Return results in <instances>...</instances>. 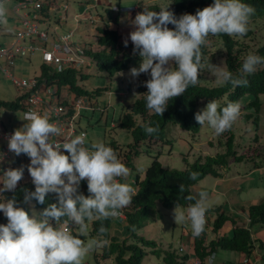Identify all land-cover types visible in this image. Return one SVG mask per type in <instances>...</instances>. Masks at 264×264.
<instances>
[{
  "label": "trees",
  "instance_id": "obj_1",
  "mask_svg": "<svg viewBox=\"0 0 264 264\" xmlns=\"http://www.w3.org/2000/svg\"><path fill=\"white\" fill-rule=\"evenodd\" d=\"M141 18L160 20L168 28L166 39L172 59L171 73L181 81V88L173 92L167 71L152 66L142 68L141 56L150 52L149 47L122 44L116 31L105 26L96 27L95 46L87 50L86 55L97 68L109 77L130 68L138 73L139 97L122 106L118 118V127L127 130L132 141L125 149L112 142V156L131 164L130 157L142 144L170 146L171 141L166 138L168 125L196 134L210 120L218 123V132L225 138V151L214 156H198L192 163L183 159V170L164 167L158 161V152L144 169L143 178L136 176L135 192L120 200L113 199L124 211L129 232L122 240L111 235L113 217L104 210L100 198L106 189L93 191L89 181L80 178L71 191L58 190L52 185L47 170L30 165L28 182L3 189V202L11 210L0 214V246L20 238L23 225L29 221L30 206L34 205L59 222H67L73 214L82 222L90 221L89 236L101 243L100 253L94 252L98 264L110 258L113 264H142L148 252L161 258L162 264H185L187 254L158 249L154 240L136 232L154 215L157 205L166 209L182 206L197 211L192 186L206 175L220 176L219 169L225 168L229 159L241 162L259 155L258 152L239 155L234 149L232 130L236 115L248 120L250 115L243 112L252 105L259 113V96L264 95V45L256 50L255 56L244 57L240 39L236 37L249 38L253 32L249 22L264 20V0H170L168 6L149 5ZM214 39L219 40L225 50V73L220 85L208 86L201 83L200 71L213 58L209 43ZM40 69L46 71L45 67ZM76 76L77 72L70 69L53 77L59 85L67 84L76 95L89 96L77 85ZM99 92L97 89L93 94ZM246 96L254 99L242 104ZM201 103L208 109L200 108ZM0 107L18 109L16 101L0 100ZM261 156L264 157V153ZM248 220L249 226L234 228L231 237L218 236L208 242L206 232L197 231L193 236L192 254L201 262L216 250L249 254L253 249L250 227H264V201L248 208ZM227 222L231 219L217 214L212 231L217 233Z\"/></svg>",
  "mask_w": 264,
  "mask_h": 264
},
{
  "label": "rangeland",
  "instance_id": "obj_2",
  "mask_svg": "<svg viewBox=\"0 0 264 264\" xmlns=\"http://www.w3.org/2000/svg\"><path fill=\"white\" fill-rule=\"evenodd\" d=\"M5 1V2H4ZM147 0H111L105 2L102 7L96 8L94 0H54L55 5L52 6V11H48L47 19L49 20L50 26L53 24V14L57 11V17L64 13L63 4H66L67 16L66 26L60 27L57 31L59 35L67 34L69 31L73 32L72 40L82 44H95L94 30L97 26H100L101 21L95 19L98 14L103 16L106 21L109 17L111 21H115L116 12L115 7H118L120 12L119 18L124 16L126 12L124 9L132 8V5L146 2ZM168 2L169 0H161ZM79 3L92 4L89 8V14L79 19V24L74 22V16L79 15L82 11L79 7ZM16 4V0H0V25L2 26L3 19H7L5 28L9 29L16 25V17L13 14L12 8ZM161 5V4H160ZM114 8V9H113ZM125 13V14H124ZM95 19V20H94ZM122 19V18H121ZM157 23L155 27V38L149 43V48L154 49L147 55L141 56V66L144 67H158L163 71H167L169 74V80L172 84L173 92H176L181 88V81L173 77L171 73V57L169 53V46L167 44V33L168 28L163 25L160 20H154ZM121 23V21H120ZM154 23V24H155ZM149 29H154L153 23L148 24L145 22ZM249 28L253 31L249 38H243L240 35L236 36L240 40L242 49L244 50L243 55L255 56L256 50L264 45V20L257 19L249 22ZM40 27H46L44 23H40ZM3 26L1 31L3 30ZM52 31H49V35ZM10 34V33H9ZM6 33L0 34V45L7 46L12 35ZM239 33L237 32V35ZM210 53L212 54V60L208 65L204 66L200 71L201 83L208 86L220 85L223 82V76L225 73V50L221 42L214 39L212 43H209ZM155 51H158L155 54ZM159 58V61H158ZM86 62H90V67L83 66L77 74V85L85 90L92 101L97 103V107L86 108L80 111L79 123L77 127L86 133L85 147L87 151H94L97 153L99 159H92L90 163L84 161V157L79 154L80 147L75 143L70 145V149L66 150L55 157H46L41 160L40 163L47 167L48 172L51 176L54 171H59V174H84L86 180H90L95 190L102 191L109 185L112 189L117 188L111 182V176L116 175L120 180V187L124 188V193L128 192L130 186L135 187V178L137 175L143 178V171L149 165L152 158L160 152L158 161L167 168L183 170L184 162L192 163L198 156L210 155L214 156L217 153H223L225 151L224 141L225 138L218 132V123L215 121H206L198 133L191 134L185 130L180 129L175 125H168L166 128V138L171 141L169 145H151L145 144L140 145L137 153L130 157L131 164L126 165L125 162L112 156L111 154V143L116 142L121 149H125L128 144L131 143V136L125 129L118 127V118L122 106L131 104L136 98L139 97L136 85L138 81V73L135 68H130L123 72L114 74L109 77L106 72L100 71L95 62L90 59H86ZM42 64L40 53L34 52L28 54L26 57L15 59V65L11 70L14 78L30 79L34 75H38L40 71V65ZM99 89L100 92L93 94V91ZM107 92V93H106ZM16 90L12 83V80L5 77L0 73V100L4 102H13L16 99ZM254 99L253 96H246L242 99V104L251 102ZM260 100V111L256 112L253 105L251 108L246 109L245 114H249L250 118L244 120L241 116H235L233 119V136H234V149L240 154L248 152L249 145H252L258 152L264 150V95L259 96ZM200 108H207V105L201 103ZM208 109V108H207ZM22 112L19 109L11 110L5 107H0V119L3 123L7 124L17 134H19V122L24 123L22 120ZM21 120V121H20ZM8 122V123H7ZM256 136V138H254ZM257 137L259 142L257 143ZM211 141V142H208ZM208 143H212L209 145ZM252 150V149H250ZM46 170V169H45ZM19 173L23 174L22 171ZM29 176V173H24L23 176ZM85 179V178H84ZM14 184V183H13ZM12 184V185H13ZM5 189L8 188L6 184ZM121 188H118L117 195L120 194ZM109 194V195H108ZM112 198L110 193L101 195L103 202V208L107 213L111 211V202L108 198ZM154 215L149 220L161 219L163 222L161 229L162 234L166 240H170L175 237L176 232L173 234L171 231L170 221L179 217V226L182 224V212L181 207L166 209L160 205L156 206ZM30 224L23 227L25 233L30 231L34 226L38 218H43L42 209L34 205L30 206ZM6 213L5 206L0 207V214ZM36 219H33V218ZM159 222V221H158ZM82 223V222H81ZM177 225L178 222H175ZM90 228V221L86 222V225L80 226L79 234L84 235V239L75 240L78 243L82 253H88L91 264H97L94 254L100 253V244H96L93 238L88 236L87 229ZM127 225L125 222L117 218H113L111 232L119 240L124 235H120V231L126 230ZM23 229V230H24ZM159 233V231H157ZM9 237V235H7ZM178 236V235H177ZM232 236V235H231ZM78 238V237H75ZM74 240V239H72ZM70 240V242L72 241ZM91 245V246H89ZM156 256L152 253H147L142 264H153ZM72 264L75 263V258L72 260Z\"/></svg>",
  "mask_w": 264,
  "mask_h": 264
},
{
  "label": "crops",
  "instance_id": "obj_3",
  "mask_svg": "<svg viewBox=\"0 0 264 264\" xmlns=\"http://www.w3.org/2000/svg\"><path fill=\"white\" fill-rule=\"evenodd\" d=\"M110 1L111 0H97L95 2V5H97L95 9L102 7L105 2ZM154 3L168 6L170 4V0L167 3L164 2V4L161 0H147L146 2L132 5V8L138 7L139 11H125L126 14L124 13L125 15L121 17L122 19L119 18L120 12L116 13L117 17L115 18L114 22L109 20L110 17L105 21L103 16L97 12L95 19H99L101 21L100 26L97 27L105 26L108 29L116 31L120 36L119 41L122 44H133L149 47V43L153 41V38H155V21H145L141 18V15L149 5ZM91 6L92 4L79 3L80 9L84 7L90 8ZM7 22V19H3L2 26L4 28L1 31L2 26L0 25V34L3 32L6 34L10 33L9 35H12L15 26L13 24L9 29L7 26L5 28ZM145 22L148 24L153 23L154 29H149ZM152 50L154 49H150V53ZM0 125L10 127L9 125L3 123L1 119ZM24 125L25 124L22 123V121L21 123L19 122V134L23 137H26L27 134L24 132ZM254 138H256V136H254ZM258 142L259 138L257 137V143ZM208 144L211 145L212 143ZM48 157L54 156L49 155ZM202 157L204 156L202 155ZM260 162L261 164L257 166V164ZM38 166L47 170V167L42 163H39ZM23 172L25 174L28 172L29 176H23ZM22 173L23 174L19 173L18 175H14L12 177H3L1 185L2 188L5 189L4 187L7 184L8 188L5 190H9L16 187L19 183L28 182L30 179V171L26 170L22 171ZM219 173L220 176L217 177L206 175L191 187V192L195 197L198 210L192 211L190 208L181 207L183 223L179 226V217L169 222L172 233L174 234L176 232L175 237L172 236L170 240H166L161 229L163 222H161V219H156L157 217H155L154 220H148L136 232V234L141 235L146 239L154 240L156 242L157 248L161 250L175 251L177 253V249L182 246L185 250V254L188 256L185 264H198L195 261L196 257L192 254L191 249L193 244V236L199 229L200 214L205 212L208 213V216L210 217L209 226L213 225V221L216 215L219 213L231 219V222L225 223L221 230L217 233L212 231V227L207 229L206 240L208 242L218 236L231 237L232 230L234 228L248 227V208L251 205L264 201V157L256 156L253 160H243L241 162H235L232 159H229L228 165L225 168H220ZM50 178L54 188L62 191H71L78 179H86L84 174L81 175L79 173H66L60 175L59 171H54L52 176L50 174ZM88 181L93 191H99L94 189V186H92L93 184L90 182V180ZM111 182L117 188L112 189L109 185H107L108 187L106 188L105 193H110L112 195V198H108L110 202L113 201V199L120 200L123 196L129 193H134L136 190L135 187L130 186L129 191L124 193V188L120 187L121 182L118 176L115 174L111 176ZM118 188H121V192L117 195L116 193L118 192ZM1 206H5L6 213L11 210L7 203H0V207ZM42 211L43 218H38L34 226H31L32 228L30 231L25 233V229L22 228V234L19 239L10 241L9 243L0 246V264H20L23 260H30L31 264H38L36 263V257L27 255V253L35 247L39 248V261H41L43 255L48 257V259L44 261L42 260L39 264H72L73 258H75L74 264H91L88 253H82L78 243L75 241L78 239H84V235L79 234V231L80 226L86 225V222H82L79 219L78 223H76V226H73L71 229L64 232H60L57 239L52 242H48L45 241L44 236L42 235V228L46 226L49 213L43 209ZM33 219L36 218L34 217ZM76 219L77 215L73 214L70 223ZM119 220L125 222L124 218H119ZM175 222H178V224L176 225ZM29 224L30 218L27 225ZM24 226L25 225H23V227ZM63 226L64 224L62 223V227ZM83 229H87L89 236L91 228L88 227ZM157 231H159V233ZM250 232L251 238L253 240V249L249 254L216 250L214 252L213 264H241L244 261H247L246 264H264V227L260 228L257 226H252L250 227ZM111 235L119 240L115 235L112 234V232ZM120 235H124L122 239L128 237V228H126L124 232L120 231L119 236ZM70 240L72 241L70 242ZM98 244L101 245V243ZM92 253L94 254V251H92ZM148 253L150 254V252ZM104 264H113L112 258L105 260ZM153 264H162L161 258L156 257Z\"/></svg>",
  "mask_w": 264,
  "mask_h": 264
},
{
  "label": "built area",
  "instance_id": "obj_4",
  "mask_svg": "<svg viewBox=\"0 0 264 264\" xmlns=\"http://www.w3.org/2000/svg\"><path fill=\"white\" fill-rule=\"evenodd\" d=\"M95 2L97 0H94ZM54 0H16L12 8L16 17V25L12 33V39L7 46L0 45V73L12 80L16 90V104L22 112V120L26 137L17 134L12 128L0 125V203L2 198V178L18 175L19 171H30V165H39L46 157L57 156L69 150L72 143L79 147V154L84 161L90 163L92 159H99L94 151H87L85 147L86 133L80 130V111L86 108L97 107V103L89 96H78L66 85H59L53 76L66 70H75L78 74L83 66L90 67L86 62L90 57L87 50L93 48L90 44H82L72 40L73 32L59 35L58 29L66 25L67 5L63 4L64 13L57 17V11L53 14V27L47 19L48 11H52ZM115 11L118 8L114 9ZM130 10H136L130 9ZM81 13L74 16V22L79 24V19L89 14V7L81 9ZM127 11V10H125ZM89 17L90 14H89ZM44 23L46 27H40ZM52 33L49 35V31ZM34 52L40 53L42 64L46 71L40 69L38 75L30 79L18 80L14 78L11 70L17 57H26ZM107 93V92H106ZM110 215L113 218H125L123 209L117 201H111ZM59 222L49 213L46 226L42 228L45 241L52 242L58 238L60 232L71 229L79 221ZM62 223L64 226L62 227ZM72 225V226H71ZM207 214L199 215L198 231H205L212 226ZM39 248L35 247L27 255L36 257V263L48 259L42 256L38 259ZM178 254H185L182 246L178 248ZM214 254L206 257L204 262L196 258L198 264H213ZM247 261L241 264H246ZM20 264H31V261L23 260Z\"/></svg>",
  "mask_w": 264,
  "mask_h": 264
},
{
  "label": "clouds",
  "instance_id": "obj_5",
  "mask_svg": "<svg viewBox=\"0 0 264 264\" xmlns=\"http://www.w3.org/2000/svg\"><path fill=\"white\" fill-rule=\"evenodd\" d=\"M115 8H118V7H115ZM134 8H136V10H130V9H134ZM114 9V8H113ZM125 10H127V11H139V9H138V7H133V8H129V9H124L123 10V12H125ZM115 11V10H114ZM116 13H119V12H121L120 10H119V8H118V10L117 11H115ZM155 25V24H154ZM156 26V25H155ZM94 33H95V30H94ZM95 35V34H94ZM91 45V44H90ZM92 46H95V44L94 45H92ZM243 113H245V112H243ZM238 116H240V115H238ZM250 149H252V150H250ZM238 152V151H237ZM252 152H254V153H256V152H258V149L256 148H254V147H252V145H249V150H248V152L246 151L245 153H243V154H240L239 152H238V154L239 155H247V156H249V155H251V153ZM259 153V152H258ZM262 153H264V150L262 151V152H260L259 153V155H255V157L256 156H261V154ZM99 160H100V158H99ZM203 214H207L208 215V213L207 212H205V213H203ZM178 250V249H177ZM175 252V251H174ZM177 254H178V251H177ZM214 254V253H213ZM180 255V254H179ZM184 255V254H183Z\"/></svg>",
  "mask_w": 264,
  "mask_h": 264
}]
</instances>
